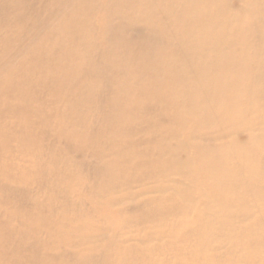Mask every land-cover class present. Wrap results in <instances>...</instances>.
Instances as JSON below:
<instances>
[{"label": "bare ground", "instance_id": "obj_1", "mask_svg": "<svg viewBox=\"0 0 264 264\" xmlns=\"http://www.w3.org/2000/svg\"><path fill=\"white\" fill-rule=\"evenodd\" d=\"M0 264H264V0H0Z\"/></svg>", "mask_w": 264, "mask_h": 264}]
</instances>
